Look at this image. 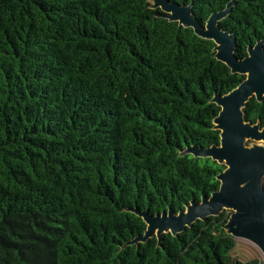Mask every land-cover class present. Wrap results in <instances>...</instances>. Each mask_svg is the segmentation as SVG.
<instances>
[{
    "label": "trees",
    "instance_id": "1",
    "mask_svg": "<svg viewBox=\"0 0 264 264\" xmlns=\"http://www.w3.org/2000/svg\"><path fill=\"white\" fill-rule=\"evenodd\" d=\"M190 4L204 24L229 0ZM151 0H0V264H264L233 254L231 211L133 242L150 214L217 190L212 101L245 75ZM235 54L264 39V0L218 22ZM244 117L264 126V98ZM264 186V176L262 178Z\"/></svg>",
    "mask_w": 264,
    "mask_h": 264
},
{
    "label": "water",
    "instance_id": "2",
    "mask_svg": "<svg viewBox=\"0 0 264 264\" xmlns=\"http://www.w3.org/2000/svg\"><path fill=\"white\" fill-rule=\"evenodd\" d=\"M151 1L152 6L159 7L169 20L178 21L191 27L196 35L213 40L215 57L231 72L245 77L228 92L215 93L212 97L220 107L214 118V127L220 131L219 143L207 147L190 145L182 151L224 163L225 169L217 175L218 189L202 195L199 200H191L178 212L171 207L155 214L133 209L143 218L146 229L130 242H142L155 236L160 244L163 233L176 235L196 220H205L227 209L231 211L224 225L227 232L235 239L252 243L264 256V126L259 121L246 120L243 112L250 97L259 101L264 98V39L249 44L245 56L235 54L234 34L222 29L218 22L237 0H229L222 9L210 13L204 24L195 16L190 4L173 0Z\"/></svg>",
    "mask_w": 264,
    "mask_h": 264
},
{
    "label": "rangeland",
    "instance_id": "3",
    "mask_svg": "<svg viewBox=\"0 0 264 264\" xmlns=\"http://www.w3.org/2000/svg\"><path fill=\"white\" fill-rule=\"evenodd\" d=\"M251 144V142H248ZM230 210H228L229 212ZM239 241L236 243L233 249V254L237 255L241 260H246L249 258H252L253 256H256V251L259 252V250L250 242L243 240V239H237ZM251 247L255 248L252 249ZM260 256L264 258V256L259 252Z\"/></svg>",
    "mask_w": 264,
    "mask_h": 264
}]
</instances>
